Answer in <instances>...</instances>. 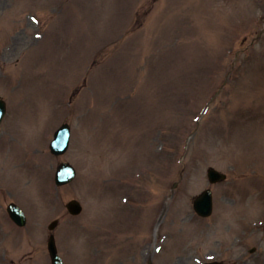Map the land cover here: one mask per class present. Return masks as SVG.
<instances>
[{
    "label": "rangeland",
    "instance_id": "obj_1",
    "mask_svg": "<svg viewBox=\"0 0 264 264\" xmlns=\"http://www.w3.org/2000/svg\"><path fill=\"white\" fill-rule=\"evenodd\" d=\"M0 95V264H49L53 219L65 264H194L207 252L264 264L263 0H0ZM65 120L70 154L54 158L48 141ZM61 159L80 174L56 187ZM208 166L228 178L200 219L191 202L210 186ZM133 173L144 174L137 184ZM72 197L78 216L65 208ZM9 201L26 226L11 222ZM132 217L135 230L117 228ZM142 219L151 234L140 238ZM111 231H122L117 245L101 242Z\"/></svg>",
    "mask_w": 264,
    "mask_h": 264
},
{
    "label": "water",
    "instance_id": "obj_2",
    "mask_svg": "<svg viewBox=\"0 0 264 264\" xmlns=\"http://www.w3.org/2000/svg\"><path fill=\"white\" fill-rule=\"evenodd\" d=\"M206 195H208V196H209V193H207ZM206 197H207V196H206ZM203 198H204V197H203ZM203 198H202V200H204ZM204 201L206 202V201H207V199H206V200H204ZM52 255H53V259H54V260H58V258L56 257V255H55V253H54V250H53V249H52ZM57 263H59V260L57 261Z\"/></svg>",
    "mask_w": 264,
    "mask_h": 264
}]
</instances>
